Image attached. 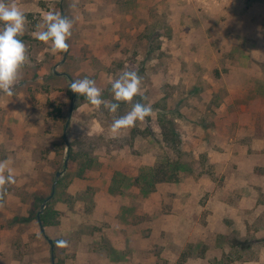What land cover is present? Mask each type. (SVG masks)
<instances>
[{"label": "rangeland", "instance_id": "1", "mask_svg": "<svg viewBox=\"0 0 264 264\" xmlns=\"http://www.w3.org/2000/svg\"><path fill=\"white\" fill-rule=\"evenodd\" d=\"M5 2L27 17L29 62L14 95L0 92L15 180L0 196V264H264V0ZM48 12L73 23L67 52L33 36ZM123 71L142 95L115 113L69 88L87 77L117 103ZM136 102L153 114L113 138ZM174 162L176 180L150 177Z\"/></svg>", "mask_w": 264, "mask_h": 264}, {"label": "clouds", "instance_id": "2", "mask_svg": "<svg viewBox=\"0 0 264 264\" xmlns=\"http://www.w3.org/2000/svg\"><path fill=\"white\" fill-rule=\"evenodd\" d=\"M26 23L25 13L15 3L8 4L5 0H0V92L9 97L14 95L13 89L21 79V70L29 62L26 44L21 39ZM36 27L34 38L48 45L53 55L68 51L67 41L73 27L69 18L59 12H48L43 24ZM69 88L78 96H83L95 108L99 109L103 105L112 113L117 111L119 102L132 103L134 97L142 95L141 77L135 71H123L117 79L111 81V91L117 103L102 99L101 89L96 86L95 80L87 77L74 79ZM142 99L146 97L142 96ZM152 114L153 108L150 104H132L130 111L113 121L110 127L112 137H117L121 130L134 127L137 121L143 122ZM9 165V160H0V196L6 185L15 183ZM60 243L65 246L67 244L66 241Z\"/></svg>", "mask_w": 264, "mask_h": 264}, {"label": "trees", "instance_id": "3", "mask_svg": "<svg viewBox=\"0 0 264 264\" xmlns=\"http://www.w3.org/2000/svg\"><path fill=\"white\" fill-rule=\"evenodd\" d=\"M73 96V95H72ZM163 135L167 143L177 152L182 150V142L178 137L175 127L171 121L163 122ZM81 167H83L81 165ZM181 164L179 162H174L173 164H164L163 166H157L154 168H150V177L154 179L156 182H168L174 181L178 178V172L182 169ZM85 168L83 167L81 171ZM151 185H153L150 182ZM53 209L47 207L46 211L41 214L42 222L45 225H48L52 220ZM38 219V216H37Z\"/></svg>", "mask_w": 264, "mask_h": 264}, {"label": "water", "instance_id": "4", "mask_svg": "<svg viewBox=\"0 0 264 264\" xmlns=\"http://www.w3.org/2000/svg\"><path fill=\"white\" fill-rule=\"evenodd\" d=\"M66 164H67V162H66ZM61 175V172H58L57 173V177H59ZM53 196H54V191H53V193L51 194V196H49L46 200H45V202H44V204H43V207H42V211L38 214V222H39V225H40V229H41V232L46 236V229H45V226H44V224H43V222H42V219H41V214L43 213V211L45 210V208H46V204L53 198ZM49 242L52 244V240L51 239H49Z\"/></svg>", "mask_w": 264, "mask_h": 264}]
</instances>
